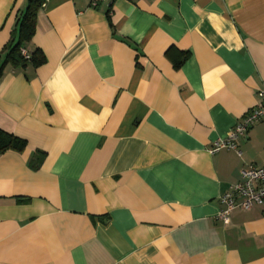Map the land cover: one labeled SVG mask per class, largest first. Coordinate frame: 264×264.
Masks as SVG:
<instances>
[{
  "label": "crops",
  "instance_id": "obj_1",
  "mask_svg": "<svg viewBox=\"0 0 264 264\" xmlns=\"http://www.w3.org/2000/svg\"><path fill=\"white\" fill-rule=\"evenodd\" d=\"M28 0H0V55ZM6 64L0 264H264V207L219 214L264 120V0H46Z\"/></svg>",
  "mask_w": 264,
  "mask_h": 264
},
{
  "label": "built area",
  "instance_id": "obj_2",
  "mask_svg": "<svg viewBox=\"0 0 264 264\" xmlns=\"http://www.w3.org/2000/svg\"><path fill=\"white\" fill-rule=\"evenodd\" d=\"M21 53L26 58L30 56L24 48H21ZM257 96V103L242 116L229 134L212 143L210 148L212 152L221 148L235 149V141L254 124L264 120V87L257 90ZM221 201L226 204L219 214V218L224 223L229 222V214L233 209L247 210L254 205L264 207V166L244 165L241 170V180L221 196Z\"/></svg>",
  "mask_w": 264,
  "mask_h": 264
},
{
  "label": "trees",
  "instance_id": "obj_3",
  "mask_svg": "<svg viewBox=\"0 0 264 264\" xmlns=\"http://www.w3.org/2000/svg\"><path fill=\"white\" fill-rule=\"evenodd\" d=\"M43 3L44 0H28L26 9L17 18V28L2 48L4 57L0 58V76L4 66L8 63L17 66L30 62L33 66H39L45 61L40 49L31 52L29 58L21 53L23 43L30 41L34 35L36 14ZM24 145V139L0 129V153L9 148L21 150Z\"/></svg>",
  "mask_w": 264,
  "mask_h": 264
}]
</instances>
